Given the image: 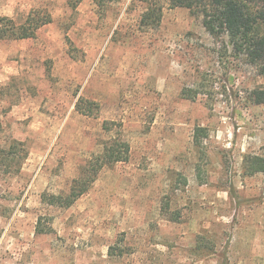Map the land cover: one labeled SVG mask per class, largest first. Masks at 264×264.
<instances>
[{
  "label": "rangeland",
  "instance_id": "374dc122",
  "mask_svg": "<svg viewBox=\"0 0 264 264\" xmlns=\"http://www.w3.org/2000/svg\"><path fill=\"white\" fill-rule=\"evenodd\" d=\"M73 3L0 0L16 23L51 16L0 40V264H264V172L245 171L264 147L249 100L264 75L189 9L165 3L149 28L141 0ZM107 140L128 159L49 205Z\"/></svg>",
  "mask_w": 264,
  "mask_h": 264
},
{
  "label": "trees",
  "instance_id": "16d2710c",
  "mask_svg": "<svg viewBox=\"0 0 264 264\" xmlns=\"http://www.w3.org/2000/svg\"><path fill=\"white\" fill-rule=\"evenodd\" d=\"M81 0H74L75 6ZM119 1V0H111ZM145 4L142 21L149 28L157 27L161 21L164 4L169 7L189 9L202 18L205 30L215 39L227 38L233 54L253 66L258 74L264 75V0H141ZM51 22V16L41 9L31 10L24 21L16 23L10 17L0 16V40H22L34 38L36 32ZM184 98L190 96L182 89ZM250 102L264 104V86L255 88L249 96ZM80 109V108H79ZM203 127H196L195 143L205 137ZM19 145V144H18ZM15 154L16 145H11ZM129 157V145L126 141L107 140L95 158L89 160L71 184L66 194L45 195L49 205L68 208L85 194L94 182L99 170L106 165L126 161ZM247 175L264 172V147L260 154L249 155L245 160ZM37 232L45 229L38 222Z\"/></svg>",
  "mask_w": 264,
  "mask_h": 264
}]
</instances>
